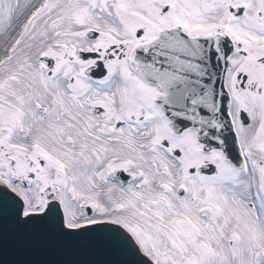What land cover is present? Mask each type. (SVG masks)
Instances as JSON below:
<instances>
[{"label": "snow or ice", "instance_id": "1", "mask_svg": "<svg viewBox=\"0 0 264 264\" xmlns=\"http://www.w3.org/2000/svg\"><path fill=\"white\" fill-rule=\"evenodd\" d=\"M0 264H264V0H0Z\"/></svg>", "mask_w": 264, "mask_h": 264}, {"label": "water", "instance_id": "2", "mask_svg": "<svg viewBox=\"0 0 264 264\" xmlns=\"http://www.w3.org/2000/svg\"><path fill=\"white\" fill-rule=\"evenodd\" d=\"M13 258L47 260V259H56L57 257H55L53 255H48V254H34V255H28V256H16Z\"/></svg>", "mask_w": 264, "mask_h": 264}]
</instances>
